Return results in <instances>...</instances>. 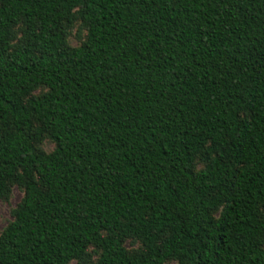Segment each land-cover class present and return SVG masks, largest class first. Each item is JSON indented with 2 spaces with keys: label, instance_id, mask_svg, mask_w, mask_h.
<instances>
[{
  "label": "trees",
  "instance_id": "16d2710c",
  "mask_svg": "<svg viewBox=\"0 0 264 264\" xmlns=\"http://www.w3.org/2000/svg\"><path fill=\"white\" fill-rule=\"evenodd\" d=\"M10 184L0 264H264V0H0Z\"/></svg>",
  "mask_w": 264,
  "mask_h": 264
},
{
  "label": "rangeland",
  "instance_id": "374dc122",
  "mask_svg": "<svg viewBox=\"0 0 264 264\" xmlns=\"http://www.w3.org/2000/svg\"><path fill=\"white\" fill-rule=\"evenodd\" d=\"M26 27L24 24H19L14 28V37L12 40L13 47L21 45L24 42ZM87 40V27L78 13V10L74 12V22L68 29V35L66 38L67 46L70 49H76L81 47ZM47 92L46 87L36 88L31 96H41ZM55 143L49 138H45L39 145L38 149L44 153H50L54 150ZM197 169H201L204 166V162L201 158L196 160ZM24 197V188L15 184H10V192L6 197H0V235L3 230L14 218V211L21 203ZM104 235H107L106 233ZM123 246L127 252L134 256L136 253L144 249L142 241L136 237L129 236L124 239ZM101 255V249L94 245H91L83 260H74L70 264H92L98 261ZM165 264H177L174 260H169Z\"/></svg>",
  "mask_w": 264,
  "mask_h": 264
}]
</instances>
